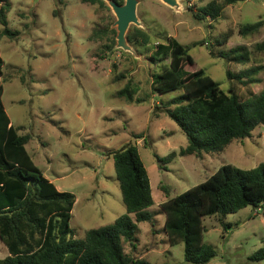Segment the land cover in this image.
Wrapping results in <instances>:
<instances>
[{
    "label": "rangeland",
    "instance_id": "374dc122",
    "mask_svg": "<svg viewBox=\"0 0 264 264\" xmlns=\"http://www.w3.org/2000/svg\"><path fill=\"white\" fill-rule=\"evenodd\" d=\"M208 1L179 0L181 10H175L160 0H138L141 26L131 23L127 33L139 27L150 33L151 40L143 46L128 41L132 51H126L116 47V17L109 6L101 9L81 0H2L1 5L10 6L8 28L19 32L13 38L0 37L2 103L11 123L21 127L18 133L29 134L25 147L35 166L59 190L75 194L69 221L75 238L126 213L112 152L131 140L148 172L154 204L148 208L152 219L137 223L136 249L126 244L125 250L153 264H192L184 261L182 242L168 243L158 204L204 181L223 164L247 169L264 162V124L220 152L200 158L177 156L166 170L157 161L156 154L162 157L187 144L177 123L156 105L161 107L180 90L157 94L151 89V72H158L160 63L153 64L150 55L158 42L174 39L183 44L193 59L189 71L203 69L241 99L264 86V68L257 73L256 84L244 85L227 76L228 70L238 73L252 65L264 66V54H255L242 65L210 53L216 36L228 28L234 30L229 46L245 44L252 49L264 40V0L227 5L211 24L193 16ZM259 20L258 32L247 36L237 32L240 24ZM106 25L115 29V43L99 57L100 46L108 41H92L89 35ZM128 82L135 91L133 102L117 95ZM136 134L141 137H133ZM202 222L203 239L216 250L205 264H264V259H249L264 247V207L205 216ZM228 223L232 225L225 226ZM5 255L0 241V258Z\"/></svg>",
    "mask_w": 264,
    "mask_h": 264
},
{
    "label": "trees",
    "instance_id": "16d2710c",
    "mask_svg": "<svg viewBox=\"0 0 264 264\" xmlns=\"http://www.w3.org/2000/svg\"><path fill=\"white\" fill-rule=\"evenodd\" d=\"M81 1L109 9L104 0ZM241 1L244 0H210L199 5L193 16L199 20L207 16L217 20L227 5ZM9 8L8 2L0 7L3 26L0 37L13 38L19 33L7 26ZM261 26L260 20L243 23L237 32L247 36L258 32ZM233 32L228 28L216 36L215 50L211 49L210 53L242 65L256 58L255 54H264V40L252 49L245 44L229 46ZM115 33L108 25L92 30L90 40L108 41L100 46L99 57L113 48ZM127 39L134 46H143L151 36L146 30L134 27L127 33ZM222 44L225 48L219 49ZM150 59L153 64L160 63L159 71L151 72L152 91L163 94L180 90L162 102L161 107L156 104L157 108L174 120L187 138L186 146L162 157L156 154L161 169L166 170V164L177 156L200 158L205 153L220 152L233 140L249 137L256 127L264 124V86L241 99L233 89L221 88L203 69L189 71L187 66L193 64V59L187 48L174 39L158 42ZM164 59L168 61L163 63ZM2 65L0 56V241L7 250L0 264H153L125 250L126 244L136 249L137 223L152 219L148 208L154 204L149 175L137 143L131 140L112 152L126 213L112 223L87 229L82 238H75L69 221L76 196L59 190L33 163L25 147L29 134L18 133L21 127L11 123L2 103ZM262 68L263 65H252L238 73L228 70L227 76L244 85L256 84L260 82L256 75ZM134 94L130 82L117 93L131 102L135 100ZM161 187L168 191L167 187ZM158 205L164 212L163 228L168 243L172 246L183 243L185 262L205 264L216 255V250L203 239V218L225 216L247 206L264 207V162L247 169L223 164L204 181ZM249 259H264V247L254 251Z\"/></svg>",
    "mask_w": 264,
    "mask_h": 264
},
{
    "label": "water",
    "instance_id": "95a60500",
    "mask_svg": "<svg viewBox=\"0 0 264 264\" xmlns=\"http://www.w3.org/2000/svg\"><path fill=\"white\" fill-rule=\"evenodd\" d=\"M111 8L116 19L113 25L116 28V47L122 48L126 51H132V48L127 39V29L131 23L141 26V22L137 16V4L138 0H124L122 4H118L114 0H104ZM162 3L174 8L175 10H181V4L179 0H160ZM2 0H0L1 7Z\"/></svg>",
    "mask_w": 264,
    "mask_h": 264
},
{
    "label": "flooded vegetation",
    "instance_id": "af4514ba",
    "mask_svg": "<svg viewBox=\"0 0 264 264\" xmlns=\"http://www.w3.org/2000/svg\"><path fill=\"white\" fill-rule=\"evenodd\" d=\"M244 1H245V0H244ZM255 1H256V0H255ZM257 2H258L259 4H261L263 1L258 0ZM206 18L208 19V21H209L210 24H211V21H212L211 18H210L209 16H207ZM215 20H216V19H215ZM215 20H213V21H215ZM210 24H209V26H211ZM202 41H203V40H202ZM203 43H204V42H203Z\"/></svg>",
    "mask_w": 264,
    "mask_h": 264
},
{
    "label": "crops",
    "instance_id": "0c3cea01",
    "mask_svg": "<svg viewBox=\"0 0 264 264\" xmlns=\"http://www.w3.org/2000/svg\"><path fill=\"white\" fill-rule=\"evenodd\" d=\"M46 178H47V177H46ZM48 180L53 182V179H51V178H48ZM56 187H57V186H56ZM75 202H76V200H75ZM139 256H141V255H139Z\"/></svg>",
    "mask_w": 264,
    "mask_h": 264
}]
</instances>
